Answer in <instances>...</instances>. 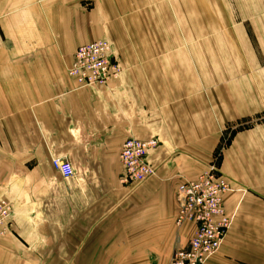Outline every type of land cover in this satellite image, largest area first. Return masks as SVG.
I'll return each mask as SVG.
<instances>
[{
	"label": "crops",
	"instance_id": "1",
	"mask_svg": "<svg viewBox=\"0 0 264 264\" xmlns=\"http://www.w3.org/2000/svg\"><path fill=\"white\" fill-rule=\"evenodd\" d=\"M103 39L121 78L78 86L75 52ZM224 132L234 221L207 264H264V0H0V264H169L196 230L176 225L177 188ZM129 138L159 146L156 176L126 187Z\"/></svg>",
	"mask_w": 264,
	"mask_h": 264
},
{
	"label": "built area",
	"instance_id": "2",
	"mask_svg": "<svg viewBox=\"0 0 264 264\" xmlns=\"http://www.w3.org/2000/svg\"><path fill=\"white\" fill-rule=\"evenodd\" d=\"M123 72L115 47L108 39L79 47L68 68V76L80 87H108L118 81ZM228 141L229 138L222 153ZM158 146V140L129 138L124 142L119 157L122 186L141 184L156 176L149 153ZM52 165L65 178L74 175L71 162L64 158L54 159ZM232 191L230 181L221 172L220 157L213 159L197 180L178 186L176 225L193 224L196 230L187 247L174 252L169 264H207L220 252L234 221L224 203V197ZM12 214L11 204L0 200V240L10 231Z\"/></svg>",
	"mask_w": 264,
	"mask_h": 264
},
{
	"label": "rangeland",
	"instance_id": "3",
	"mask_svg": "<svg viewBox=\"0 0 264 264\" xmlns=\"http://www.w3.org/2000/svg\"><path fill=\"white\" fill-rule=\"evenodd\" d=\"M109 40V39H108ZM134 59H137V60H144V54H139V53H134ZM171 54H161V53H158V54H155L154 57L152 58L153 60H161L164 56H169ZM192 53H186V58L188 59H192ZM120 59V58H119ZM131 59V58H129ZM122 60V59H121ZM230 138V134L229 132L227 133H223L222 136H221V139L219 141V144L217 146V148L214 150V154H213V159H215L216 157H220V159H222V149H223V146H224V143L226 141V139ZM212 159V160H213Z\"/></svg>",
	"mask_w": 264,
	"mask_h": 264
}]
</instances>
